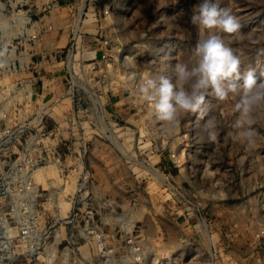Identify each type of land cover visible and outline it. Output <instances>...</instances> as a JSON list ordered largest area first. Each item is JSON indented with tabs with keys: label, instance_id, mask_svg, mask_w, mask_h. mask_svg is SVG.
<instances>
[{
	"label": "rangeland",
	"instance_id": "374dc122",
	"mask_svg": "<svg viewBox=\"0 0 264 264\" xmlns=\"http://www.w3.org/2000/svg\"><path fill=\"white\" fill-rule=\"evenodd\" d=\"M201 2L0 0V264H264V116L248 148L206 95L216 141L194 114L168 137L139 92L195 63ZM218 3L264 83V0Z\"/></svg>",
	"mask_w": 264,
	"mask_h": 264
},
{
	"label": "clouds",
	"instance_id": "9594fccd",
	"mask_svg": "<svg viewBox=\"0 0 264 264\" xmlns=\"http://www.w3.org/2000/svg\"><path fill=\"white\" fill-rule=\"evenodd\" d=\"M191 22L197 30L207 33L205 39L195 44V63H177L172 77H149L139 86L141 97L151 105L163 135L171 137L182 118L194 114L198 121H204L201 131L210 143L217 139V124L211 117L204 119L208 113L205 96L217 101L238 97L235 135L253 148L260 135V118L264 116V83H257L254 70L241 71L240 57L217 34L223 32L239 39L241 24L220 7L218 0H202L195 6ZM6 64V50H0V68Z\"/></svg>",
	"mask_w": 264,
	"mask_h": 264
},
{
	"label": "built area",
	"instance_id": "2783aa9c",
	"mask_svg": "<svg viewBox=\"0 0 264 264\" xmlns=\"http://www.w3.org/2000/svg\"><path fill=\"white\" fill-rule=\"evenodd\" d=\"M112 9L111 7H108V8H104V12L102 13V15H109L111 13ZM77 12V11H76ZM87 13L85 12L84 13V9L78 11L77 13H75L73 16H74V22L76 24L75 27H73V31L76 32V31H81V28L83 27L82 25L85 23V18L86 17ZM106 57L105 55L102 57L104 58Z\"/></svg>",
	"mask_w": 264,
	"mask_h": 264
},
{
	"label": "bare ground",
	"instance_id": "6f19581e",
	"mask_svg": "<svg viewBox=\"0 0 264 264\" xmlns=\"http://www.w3.org/2000/svg\"><path fill=\"white\" fill-rule=\"evenodd\" d=\"M16 16H17V15H16ZM9 23H11L10 20H9ZM6 24H7V23H6ZM70 68H71V66H70ZM80 86H81V85H80ZM85 88H86V87H85ZM103 118H104V115H103ZM156 175H157V173H156ZM56 190H57V189H56ZM205 223H206V222H205Z\"/></svg>",
	"mask_w": 264,
	"mask_h": 264
}]
</instances>
